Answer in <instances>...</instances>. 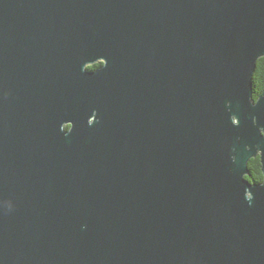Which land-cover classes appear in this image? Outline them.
Instances as JSON below:
<instances>
[{
    "label": "water",
    "instance_id": "obj_1",
    "mask_svg": "<svg viewBox=\"0 0 264 264\" xmlns=\"http://www.w3.org/2000/svg\"><path fill=\"white\" fill-rule=\"evenodd\" d=\"M262 56L264 0H0V264H264Z\"/></svg>",
    "mask_w": 264,
    "mask_h": 264
},
{
    "label": "trees",
    "instance_id": "obj_2",
    "mask_svg": "<svg viewBox=\"0 0 264 264\" xmlns=\"http://www.w3.org/2000/svg\"><path fill=\"white\" fill-rule=\"evenodd\" d=\"M95 64L88 65V68H94ZM264 89V56L259 57L256 62V68L253 74V95L256 98ZM248 167L253 176L252 179H260V161L257 157H252L248 162Z\"/></svg>",
    "mask_w": 264,
    "mask_h": 264
},
{
    "label": "flooded vegetation",
    "instance_id": "obj_3",
    "mask_svg": "<svg viewBox=\"0 0 264 264\" xmlns=\"http://www.w3.org/2000/svg\"><path fill=\"white\" fill-rule=\"evenodd\" d=\"M102 63H103L102 61L96 62V63H95V66H93V67L96 68V67L100 66ZM256 157L259 159V155L256 156ZM259 161H260V159H259ZM249 171H250V177L247 176V178H248L250 181H256V182H259V181H261V180L263 179V174H262V171H261V164H260V173H261V177H260V179H258V180H256V179H252L253 174H252V172H251L250 169H249Z\"/></svg>",
    "mask_w": 264,
    "mask_h": 264
},
{
    "label": "clouds",
    "instance_id": "obj_4",
    "mask_svg": "<svg viewBox=\"0 0 264 264\" xmlns=\"http://www.w3.org/2000/svg\"><path fill=\"white\" fill-rule=\"evenodd\" d=\"M9 207H11L10 203H9Z\"/></svg>",
    "mask_w": 264,
    "mask_h": 264
}]
</instances>
